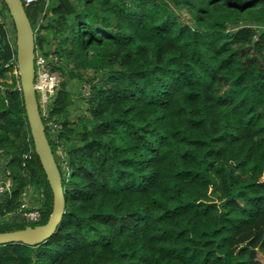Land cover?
<instances>
[{"label": "trees", "instance_id": "obj_1", "mask_svg": "<svg viewBox=\"0 0 264 264\" xmlns=\"http://www.w3.org/2000/svg\"><path fill=\"white\" fill-rule=\"evenodd\" d=\"M25 10L36 51L57 58L52 70L67 82L42 118L65 211L44 243L0 246V264H264V0H48ZM15 41L0 0V177L10 183L0 233L43 225L53 208ZM70 81L82 84L76 101ZM30 189L40 221H9Z\"/></svg>", "mask_w": 264, "mask_h": 264}, {"label": "water", "instance_id": "obj_2", "mask_svg": "<svg viewBox=\"0 0 264 264\" xmlns=\"http://www.w3.org/2000/svg\"><path fill=\"white\" fill-rule=\"evenodd\" d=\"M3 1L7 5L15 26L16 61L20 90L34 143V150L52 190L53 208L48 221L43 225L27 226L21 230L0 233V246L19 243L35 246L47 241L55 232L65 211V197L62 175L49 144L34 88L35 32L27 16L23 0ZM60 88L65 90L67 82H61Z\"/></svg>", "mask_w": 264, "mask_h": 264}, {"label": "built area", "instance_id": "obj_3", "mask_svg": "<svg viewBox=\"0 0 264 264\" xmlns=\"http://www.w3.org/2000/svg\"><path fill=\"white\" fill-rule=\"evenodd\" d=\"M48 0H24L25 5H30L36 2H42ZM54 61L57 62V58H48L42 52H35V80L34 88L37 96V102L42 118L47 116L49 108L52 106L53 100L56 98L58 89H60L61 78L60 74L52 70ZM13 64L17 66V61ZM83 97L87 98L90 93V88L87 84L82 88ZM53 128H57L54 124ZM10 190L8 184L0 183V200L4 194ZM23 203L21 209L16 211L19 216L17 221H22L28 224H36L40 221L42 214L40 211L41 205H37L33 208L25 207Z\"/></svg>", "mask_w": 264, "mask_h": 264}, {"label": "rangeland", "instance_id": "obj_4", "mask_svg": "<svg viewBox=\"0 0 264 264\" xmlns=\"http://www.w3.org/2000/svg\"><path fill=\"white\" fill-rule=\"evenodd\" d=\"M180 16H181V18L186 22V23H191V19H190V17H189V15L188 14H186L185 13V11H181V12H177ZM8 25H12V22H11V20H9L8 19ZM17 73V72H16ZM12 74H15L14 72L12 73ZM11 74L9 73V76H10ZM60 78H61V82H63V81H65L64 80V77L63 76H60ZM8 81H11V77L8 79ZM85 84V83H84ZM83 84V85H84ZM82 86V84L79 82V81H70V85H69V88H70V90H71V92H72V94L74 95V99H75V97H76V95H77V93L79 92V89H80V87ZM89 86V85H88ZM75 101H76V99H75ZM83 106V107H82ZM85 105H83L82 103L81 104H79L78 105V107H74L73 108V113H74V115H75V117H77L78 115L77 114H80L81 113V111L85 108L84 107ZM2 158H3V155H1L0 156V162H2ZM1 169V168H0ZM67 174V173H66ZM3 174H1L0 173V176H2ZM3 181V178L2 177H0V183ZM6 184H8V186L10 187V183L9 182H6ZM31 193H33V191H32V189H31V191H30ZM27 194V193H26ZM27 198V199H26ZM25 198V201H24V198H23V201H22V204H23V202H28L29 204H31V205H35V206H37V205H41V202H40V200L39 199H41V197H40V195L38 194V193H36L35 192V190H34V193H33V195L31 196V198L30 197H26ZM25 207H27V205L25 206ZM21 209V208H20ZM19 209V210H20ZM7 218H8V220L9 221H15V219L17 218V217H14V214H11V215H7L6 216Z\"/></svg>", "mask_w": 264, "mask_h": 264}, {"label": "crops", "instance_id": "obj_5", "mask_svg": "<svg viewBox=\"0 0 264 264\" xmlns=\"http://www.w3.org/2000/svg\"><path fill=\"white\" fill-rule=\"evenodd\" d=\"M31 191V189L27 192V194L24 196V201H25V198L26 197H30L31 198V196L33 195V193H31L30 192ZM40 197H41V195H40ZM27 199V198H26ZM25 205H27V207L28 208H33V207H35V205H31V204H29L28 202H23ZM12 214H14V217H17L15 220H17V219H19V216H18V214L16 213V212H13ZM9 215H11V214H9Z\"/></svg>", "mask_w": 264, "mask_h": 264}, {"label": "clouds", "instance_id": "obj_6", "mask_svg": "<svg viewBox=\"0 0 264 264\" xmlns=\"http://www.w3.org/2000/svg\"><path fill=\"white\" fill-rule=\"evenodd\" d=\"M36 52V51H35Z\"/></svg>", "mask_w": 264, "mask_h": 264}]
</instances>
